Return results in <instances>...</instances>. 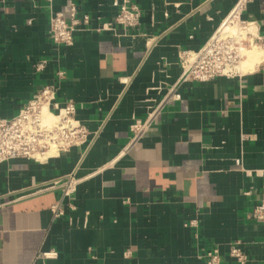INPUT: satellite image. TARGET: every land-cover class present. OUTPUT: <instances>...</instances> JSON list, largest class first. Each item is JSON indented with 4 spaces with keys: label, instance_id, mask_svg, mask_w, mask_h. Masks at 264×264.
<instances>
[{
    "label": "crops",
    "instance_id": "0c3cea01",
    "mask_svg": "<svg viewBox=\"0 0 264 264\" xmlns=\"http://www.w3.org/2000/svg\"><path fill=\"white\" fill-rule=\"evenodd\" d=\"M239 0H133L137 27L115 25L122 0H0V117L48 85L76 104L87 142L46 162L0 165V264H264V63L241 76L181 81ZM89 15L73 44L50 17ZM241 17L264 35V0ZM262 60V59H261ZM65 77L60 79L58 72ZM150 119L133 140L131 125ZM76 173V190L60 186Z\"/></svg>",
    "mask_w": 264,
    "mask_h": 264
},
{
    "label": "built area",
    "instance_id": "2783aa9c",
    "mask_svg": "<svg viewBox=\"0 0 264 264\" xmlns=\"http://www.w3.org/2000/svg\"><path fill=\"white\" fill-rule=\"evenodd\" d=\"M246 3L247 0L237 2L199 51L181 52V81L204 82L217 77L241 76L245 73L241 65L246 52L255 45L261 49V62L264 63V35L257 33L250 22L241 17ZM140 17L141 12L133 0H122L115 19L105 23L102 28L111 30L115 25L125 29L134 28L139 25ZM89 21L90 16H80L77 5L72 3L68 17L58 12L52 13L50 38L56 45H71L75 32L85 28ZM58 77L64 78V72H58ZM56 93V86H45L35 98L22 106L16 116L0 117V165L17 158L46 162L87 142L88 130L76 118L75 102L69 100L61 104L56 101ZM150 125V119L135 120L131 125L133 140L142 138ZM78 183L75 172L68 174L60 184L65 196L72 194ZM253 216L264 224V200L255 206ZM230 257L239 264L248 260L239 243L230 248ZM202 258L204 264H224L219 248L207 250Z\"/></svg>",
    "mask_w": 264,
    "mask_h": 264
},
{
    "label": "bare ground",
    "instance_id": "6f19581e",
    "mask_svg": "<svg viewBox=\"0 0 264 264\" xmlns=\"http://www.w3.org/2000/svg\"><path fill=\"white\" fill-rule=\"evenodd\" d=\"M229 27V26H228ZM255 47H258L257 45L253 46V48L249 51L246 52V56H245V59L243 60L242 62V65H241V69L243 72H248V71H251L255 68V66L261 62V52L256 50ZM248 57V58H247ZM248 59V60H247ZM246 60V61H245ZM248 64H251V70H249L250 68V65H249V68H248ZM247 66V68H246ZM254 66V67H253ZM253 67V68H252Z\"/></svg>",
    "mask_w": 264,
    "mask_h": 264
},
{
    "label": "rangeland",
    "instance_id": "374dc122",
    "mask_svg": "<svg viewBox=\"0 0 264 264\" xmlns=\"http://www.w3.org/2000/svg\"><path fill=\"white\" fill-rule=\"evenodd\" d=\"M256 48V50H258V51H260L261 52V49L259 48V47H255ZM248 58V57H247ZM261 59H262V52H261ZM248 60V59H247ZM246 61V60H245ZM247 65H248V68H249V65H250V68H249V70H251V64H248L247 63ZM254 67V66H253ZM252 67V68H253ZM246 68H247V66H246Z\"/></svg>",
    "mask_w": 264,
    "mask_h": 264
}]
</instances>
